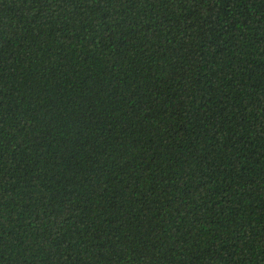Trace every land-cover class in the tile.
Returning <instances> with one entry per match:
<instances>
[{
    "label": "trees",
    "instance_id": "16d2710c",
    "mask_svg": "<svg viewBox=\"0 0 264 264\" xmlns=\"http://www.w3.org/2000/svg\"><path fill=\"white\" fill-rule=\"evenodd\" d=\"M0 264H264V0H0Z\"/></svg>",
    "mask_w": 264,
    "mask_h": 264
}]
</instances>
